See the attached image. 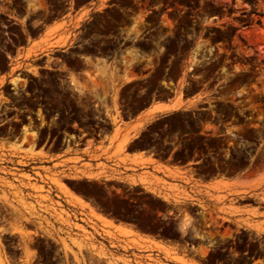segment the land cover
<instances>
[{
  "label": "rangeland",
  "instance_id": "rangeland-1",
  "mask_svg": "<svg viewBox=\"0 0 264 264\" xmlns=\"http://www.w3.org/2000/svg\"><path fill=\"white\" fill-rule=\"evenodd\" d=\"M93 1L0 0V264H264V0ZM90 2L97 11L86 21L61 20ZM122 30L127 51H117ZM72 52L88 55V65ZM138 71L149 77L124 83ZM153 92L203 101L139 135L125 118ZM38 95L51 103L43 123L14 122L23 103L36 109ZM64 99L74 124L66 130L91 132L68 143L54 118ZM46 120L58 126L51 146L39 140ZM101 138L108 146L91 155ZM141 147L190 162L189 177L171 171L167 180L130 159ZM241 170L247 180L216 192L187 187L196 176ZM226 218L250 225L261 248L215 252L195 240ZM246 249L253 259L241 258Z\"/></svg>",
  "mask_w": 264,
  "mask_h": 264
},
{
  "label": "crops",
  "instance_id": "crops-1",
  "mask_svg": "<svg viewBox=\"0 0 264 264\" xmlns=\"http://www.w3.org/2000/svg\"><path fill=\"white\" fill-rule=\"evenodd\" d=\"M104 0H96L93 3L101 5L103 4ZM92 2L80 7L79 9L75 10L73 13H66L62 16L61 20L67 23L74 22L79 20L80 22H84L89 17L97 11V8L91 7ZM56 23L55 21L48 22L45 24L40 36L45 35L46 33L53 30ZM73 30V27L68 28L66 31H61L62 33L68 32ZM33 42H30L25 45L24 54L26 53L27 49L32 46ZM57 47V46H56ZM22 55V53L20 54ZM144 77V73L137 72L135 76H133L130 80H126L124 83H134L140 82L141 78ZM8 83H11V78L7 79ZM176 84V83H175ZM203 101L198 94L192 95H184L182 98H179L177 95L170 96L164 92H159L156 94H152L149 98H145L140 106H137L135 110L131 111L129 115L125 118V124L128 128L136 127L138 129L139 135L145 132V130L152 125L154 122L160 120L163 117H166L174 112L183 110L186 108L187 105H192L198 102ZM114 134V129L111 130L110 135ZM109 144V140L105 138L97 139L94 145L92 146V153L91 155H99L102 154ZM114 147L110 149L109 152H112ZM130 159H144L147 163V167L157 173L160 177L170 180L171 171L174 172H182L189 177L190 172V162L185 163H177L171 160L170 156H159L153 150L152 147H141V148H133L129 152ZM63 155V153H62ZM74 154H67L64 155L62 158L65 157H72ZM85 157L87 160L91 158V156H86L84 154L81 155ZM105 160V159H104ZM247 173L245 170L237 171L234 173L223 174V173H215L212 175H203V176H196L192 180V184L190 183L187 185L188 188L192 189V185L199 186L203 192L205 190H210L216 192L213 187L219 185L223 182H234V181H244L248 178L246 177ZM106 180V179H103ZM198 189V187H196Z\"/></svg>",
  "mask_w": 264,
  "mask_h": 264
},
{
  "label": "flooded vegetation",
  "instance_id": "flooded-vegetation-1",
  "mask_svg": "<svg viewBox=\"0 0 264 264\" xmlns=\"http://www.w3.org/2000/svg\"><path fill=\"white\" fill-rule=\"evenodd\" d=\"M121 10H123V8H120ZM83 30H80V32H82ZM151 30H147L144 34L147 35ZM121 35L119 37H117L115 39L116 43L118 44L117 46V51H127L128 48L130 47V45H125L126 40H128V38L126 36H123L122 34L125 33V31H121L120 32ZM140 39H145L146 41H151V39L146 36V37H141ZM88 42V40H85V44ZM84 44V45H85ZM73 47L76 48H83V44H78L75 45ZM56 50H60V49H56ZM62 52H66L65 49H61ZM46 55V54H43ZM42 55V56H43ZM72 58H77L79 59L82 64L88 65L87 62V58L89 57L88 55H84V54H80L78 52H72L71 55ZM95 58H98L97 56H95ZM61 60V59H60ZM41 68H47L49 70H60V71H64L63 69H61L60 67H47V65H42L40 66ZM140 69H145V66H140ZM124 70H122L121 72L123 73ZM140 72V71H138ZM76 73L80 76H83L87 73L86 70H84L83 68H79L78 70H76ZM143 73V72H141ZM64 79L60 80L62 81V83H67V82H71L70 80V75L69 74H64ZM149 77V74L147 72L144 73V77H142L140 80L144 81ZM67 90L70 89L68 86L65 87ZM166 88L169 89L168 86H166ZM165 93V92H164ZM153 94H155L153 92ZM36 104V109L35 110H30L28 108V104L27 103H23V107L21 109H19V113H16V115H18V117L13 118L14 122L17 123H21L23 121L25 122H33V123H43L41 122V115L44 117L46 116V114L44 113L45 110H47V105H51V103H47L45 101L46 97L42 96V95H38L37 97L33 98ZM95 106L98 105V103L94 104ZM60 107H61V112L60 113H56L57 115L54 116L55 119H59V125H62V128L60 130H58L59 134H62V138L63 141H67V143L70 141V137H78V138H83L84 136L90 134L91 132L89 131H85L82 132L81 135L80 134H73V133H69L68 128H73L74 124L71 122L72 119V115L73 113L70 112L71 108L69 107V103L67 99H64L60 102ZM38 110H41V112L39 113ZM12 118V117H11ZM9 118V119H11ZM48 120H52V118H48ZM24 125L20 126V129L23 128ZM57 125H52L51 123H49V121L46 120V125L45 127H43L42 125H40V135H39V140L42 141L44 144L49 142V145L51 146L53 144V140H54V136H52V131H54L55 128H57ZM9 128H12V126L10 125ZM77 130L81 131L83 130V128L79 127L76 128ZM69 136V137H67ZM194 164L197 163L193 162ZM220 173V172H217ZM225 174V173H223ZM244 199V198H242ZM241 206H245L244 203H241ZM255 206V205H254ZM256 207V206H255ZM263 207V206H261ZM260 212H264V209H261ZM264 218V217H263ZM238 224H236V222L233 221V219L231 218H226L225 220H222L221 222H215L213 224V229L211 231L210 236H208L207 234H204L203 232H198L197 234H194L195 236V240L198 241V243H200L201 241L206 242V241H210V244L213 245L212 251H231L236 249L237 247H249L250 242L256 243V247L257 250L261 248L262 243L259 239L256 238H250L249 235L252 234V232H250V228L248 226H246L245 224H240V228L241 229H237ZM236 226V227H235ZM229 229L228 232H225L226 229ZM257 229V228H256ZM255 234H257L256 232H254ZM222 245H226V246H222ZM250 251L249 249H246L242 252V259H253L254 256H250L249 255Z\"/></svg>",
  "mask_w": 264,
  "mask_h": 264
},
{
  "label": "bare ground",
  "instance_id": "bare-ground-1",
  "mask_svg": "<svg viewBox=\"0 0 264 264\" xmlns=\"http://www.w3.org/2000/svg\"><path fill=\"white\" fill-rule=\"evenodd\" d=\"M186 226V225H185Z\"/></svg>",
  "mask_w": 264,
  "mask_h": 264
}]
</instances>
